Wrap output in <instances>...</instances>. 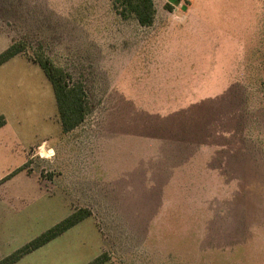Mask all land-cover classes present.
Returning a JSON list of instances; mask_svg holds the SVG:
<instances>
[{"label":"rangeland","instance_id":"374dc122","mask_svg":"<svg viewBox=\"0 0 264 264\" xmlns=\"http://www.w3.org/2000/svg\"><path fill=\"white\" fill-rule=\"evenodd\" d=\"M168 2L143 27L111 0H0V53L28 45L0 67V260L89 208L15 264H264V0ZM41 48L89 92L70 133Z\"/></svg>","mask_w":264,"mask_h":264},{"label":"trees","instance_id":"16d2710c","mask_svg":"<svg viewBox=\"0 0 264 264\" xmlns=\"http://www.w3.org/2000/svg\"><path fill=\"white\" fill-rule=\"evenodd\" d=\"M114 10L124 20L135 19L143 27H152L157 19L155 0H111ZM180 0H170L166 8L172 10L173 4ZM44 49L37 51L30 61L38 64L49 80L56 99V105L63 131L70 133L82 126L91 114L90 96L85 84L75 80L66 68L57 65L47 55ZM28 45L22 41H14L6 50L0 53V67L16 56L27 54ZM6 124L4 116H0V128ZM93 211L89 208H78L66 219L53 226L13 254L0 260V264H15L24 256L45 246L50 241L61 236L66 231L91 217ZM107 253H103L89 264H105L109 261Z\"/></svg>","mask_w":264,"mask_h":264},{"label":"clouds","instance_id":"9594fccd","mask_svg":"<svg viewBox=\"0 0 264 264\" xmlns=\"http://www.w3.org/2000/svg\"><path fill=\"white\" fill-rule=\"evenodd\" d=\"M39 154H40L41 156H44V155H45L43 149L40 150ZM54 154H55V153H54V150H51V149H50V150L48 151V153H47V155H48L49 157L53 156Z\"/></svg>","mask_w":264,"mask_h":264}]
</instances>
